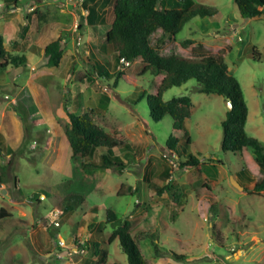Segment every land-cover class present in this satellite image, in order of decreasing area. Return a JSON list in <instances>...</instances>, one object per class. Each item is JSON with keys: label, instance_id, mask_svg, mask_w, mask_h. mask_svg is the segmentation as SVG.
I'll return each instance as SVG.
<instances>
[{"label": "rangeland", "instance_id": "374dc122", "mask_svg": "<svg viewBox=\"0 0 264 264\" xmlns=\"http://www.w3.org/2000/svg\"><path fill=\"white\" fill-rule=\"evenodd\" d=\"M196 1L215 8L216 15L194 18L176 36L158 29L151 44L163 55L191 56L181 46L191 39L210 53L223 54L245 93L246 131L264 145V14L245 19L235 0ZM87 6L99 10L96 26L87 21ZM113 7L114 1L104 5V0H0L5 48L26 57L19 73L8 67L0 74V209L8 213L0 219V264H89L99 258L92 241L108 252L107 264H128L118 239L108 243L111 226L101 229L106 208L131 220V233L149 264H264V191H249L263 179L264 165L252 148L245 161L222 150L226 100L196 91L195 79L165 90V101L189 95L193 102L185 121L188 133L178 136L182 156L175 157L166 147L172 117L155 121L147 100L137 101L143 90L156 92L161 76L143 72L140 60L117 65L114 47L105 43ZM58 39L63 58L59 66H48L45 47ZM92 56L106 63L114 77L91 81ZM119 69L124 74L115 86ZM105 94L111 99L104 110L99 103ZM68 110L92 113L99 125L130 143L132 150L116 151L127 162L122 173L87 169L81 158H72L65 134ZM8 146H14L13 154L6 153ZM189 154L199 164L180 167ZM92 160L98 163L99 154ZM167 184L172 188L160 194ZM72 193L87 202L62 212L63 198ZM57 210L62 212L59 226L51 223Z\"/></svg>", "mask_w": 264, "mask_h": 264}, {"label": "trees", "instance_id": "16d2710c", "mask_svg": "<svg viewBox=\"0 0 264 264\" xmlns=\"http://www.w3.org/2000/svg\"><path fill=\"white\" fill-rule=\"evenodd\" d=\"M112 1H114V19L106 31L105 43L114 47L117 65L121 64L122 60L125 62L140 60L144 66L143 72L152 70L154 76H161L156 92L143 90L139 92L137 101L147 100L150 116L155 121L161 120L166 115L172 117V134L167 139V149L175 157L182 156L177 147L180 140L178 136H185L188 133L185 130V121L191 114L193 102L189 95L175 96L165 101L163 94L171 86H180L190 79H195L197 81L196 91L219 94L232 104V109H227L225 119L221 123L223 129L222 150L238 153L242 161H245L247 149L252 148L256 161L264 165L263 143L246 131L249 107L242 84L229 72L223 54L210 53L203 43L195 44L191 39H185L181 43L186 51L194 53L191 56L177 53L163 55L151 44V36L158 29H161L165 35L176 36L186 23L196 17L213 18L217 10L196 0H104V5ZM235 3L240 15L245 19L264 14V0H235ZM87 10L88 23L96 26L95 21L99 17V10L95 6H87ZM25 32L26 28H23L22 37ZM255 53L256 48H254L253 56ZM44 55L47 58L48 66H59L64 55L61 39L50 42L45 47ZM92 59L94 64L89 75L91 81L96 76L100 79L114 77L106 63L93 56ZM25 62V56H14L5 48L4 39L0 36V74L7 71L8 67L10 70H15V73H19V69ZM123 74L122 70L117 71L113 82L115 86L118 85ZM107 85L109 86V84ZM110 99L105 94L100 100L99 106L104 110L107 109ZM18 113L24 120V115L19 111ZM67 115L69 124L65 128V134L72 149L73 159L81 158L82 165L87 169H112L119 173L126 169L127 162L116 151L120 147H125L128 151L132 150L129 142L119 139L114 132L99 125L90 112L75 113L68 110ZM185 143L190 145L191 139L187 137ZM6 153L13 154L14 150L8 146ZM95 153H98L100 157L98 163L92 160ZM199 162L197 157L189 154V158L182 162L180 167L197 166ZM243 168L250 172V168L245 162H243ZM249 181H251L250 177ZM0 183H4V181L0 180ZM124 188L125 186L122 185L119 194L124 192ZM171 188L172 185L167 184L159 190V193L169 191ZM137 191L139 192V189ZM249 191L251 193L264 191V177L261 181L256 182L253 189H249ZM173 196L177 201L179 195L174 193ZM86 202L87 199L82 194H68L63 198L64 210L62 211H74ZM211 208L212 211H215L213 204ZM96 211L97 208H94L93 212ZM7 215V211L2 207L0 219ZM172 217L175 218V215ZM104 224L101 229L106 225H110L112 228L108 243L118 239L120 247L127 256L128 264H149L138 241L131 233L132 222L129 218H123L114 209L106 208ZM93 226L94 224H91V227ZM150 238L158 253L154 237L150 236ZM89 245H91L92 253L99 257L95 262L89 264H107L108 252L101 247L100 243L92 241ZM177 257L180 260L182 255H177Z\"/></svg>", "mask_w": 264, "mask_h": 264}, {"label": "water", "instance_id": "95a60500", "mask_svg": "<svg viewBox=\"0 0 264 264\" xmlns=\"http://www.w3.org/2000/svg\"><path fill=\"white\" fill-rule=\"evenodd\" d=\"M226 102V106H227V109L228 110H231L232 109V104H231V102L229 101V100H226L225 101ZM231 181H232V183L235 185V186H237V187H239L240 189H244L235 179H234V177H231ZM5 191V190H4Z\"/></svg>", "mask_w": 264, "mask_h": 264}, {"label": "built area", "instance_id": "2783aa9c", "mask_svg": "<svg viewBox=\"0 0 264 264\" xmlns=\"http://www.w3.org/2000/svg\"><path fill=\"white\" fill-rule=\"evenodd\" d=\"M122 63L128 64V62H125L124 60H122ZM62 212L60 210H57L55 212V215L53 216V218H51V223L56 224L57 226H59V222H58L57 218H58L59 214H61ZM61 241H64V240H61Z\"/></svg>", "mask_w": 264, "mask_h": 264}, {"label": "crops", "instance_id": "0c3cea01", "mask_svg": "<svg viewBox=\"0 0 264 264\" xmlns=\"http://www.w3.org/2000/svg\"><path fill=\"white\" fill-rule=\"evenodd\" d=\"M237 31H238V29L235 27L234 29H233V33L232 34H235V33H237ZM12 149H14L13 147L14 146H10Z\"/></svg>", "mask_w": 264, "mask_h": 264}]
</instances>
